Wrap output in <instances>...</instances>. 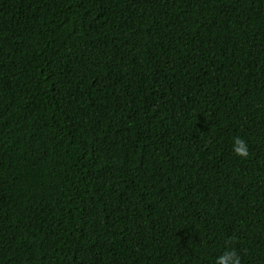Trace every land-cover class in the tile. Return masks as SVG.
<instances>
[{
    "label": "trees",
    "instance_id": "trees-1",
    "mask_svg": "<svg viewBox=\"0 0 264 264\" xmlns=\"http://www.w3.org/2000/svg\"><path fill=\"white\" fill-rule=\"evenodd\" d=\"M225 248L264 264V0H0V264Z\"/></svg>",
    "mask_w": 264,
    "mask_h": 264
},
{
    "label": "clouds",
    "instance_id": "clouds-1",
    "mask_svg": "<svg viewBox=\"0 0 264 264\" xmlns=\"http://www.w3.org/2000/svg\"><path fill=\"white\" fill-rule=\"evenodd\" d=\"M232 152L237 157L247 158L249 156L248 143L236 136L232 139ZM214 264H240V258L233 248H225V250L216 257Z\"/></svg>",
    "mask_w": 264,
    "mask_h": 264
}]
</instances>
